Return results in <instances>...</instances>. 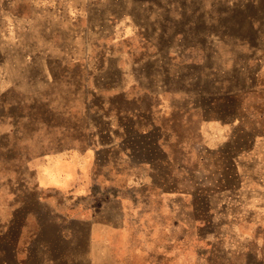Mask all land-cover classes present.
I'll list each match as a JSON object with an SVG mask.
<instances>
[{
  "label": "rangeland",
  "instance_id": "1",
  "mask_svg": "<svg viewBox=\"0 0 264 264\" xmlns=\"http://www.w3.org/2000/svg\"><path fill=\"white\" fill-rule=\"evenodd\" d=\"M75 259L264 264V0H0V264Z\"/></svg>",
  "mask_w": 264,
  "mask_h": 264
},
{
  "label": "crops",
  "instance_id": "2",
  "mask_svg": "<svg viewBox=\"0 0 264 264\" xmlns=\"http://www.w3.org/2000/svg\"><path fill=\"white\" fill-rule=\"evenodd\" d=\"M131 179H150V178H147V177H145V178H144V177H142V178H137V177H135V176H132ZM90 187H91V186H90ZM91 189H94V188L91 187ZM79 198H80V197H79ZM81 198H82V197H81ZM89 209H91V208H89ZM91 210H92V209H91ZM101 257H102V256H100V258H101ZM77 261H78V260L75 259L74 262H73V264H76Z\"/></svg>",
  "mask_w": 264,
  "mask_h": 264
}]
</instances>
